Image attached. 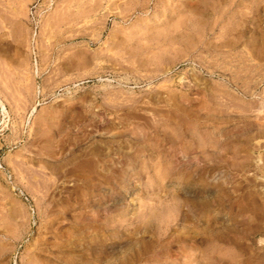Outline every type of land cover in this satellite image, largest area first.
Listing matches in <instances>:
<instances>
[{
  "label": "rangeland",
  "instance_id": "374dc122",
  "mask_svg": "<svg viewBox=\"0 0 264 264\" xmlns=\"http://www.w3.org/2000/svg\"><path fill=\"white\" fill-rule=\"evenodd\" d=\"M0 264H264V0H0Z\"/></svg>",
  "mask_w": 264,
  "mask_h": 264
}]
</instances>
